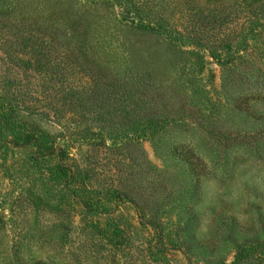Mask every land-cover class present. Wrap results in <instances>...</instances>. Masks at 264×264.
<instances>
[{
  "label": "rangeland",
  "instance_id": "374dc122",
  "mask_svg": "<svg viewBox=\"0 0 264 264\" xmlns=\"http://www.w3.org/2000/svg\"><path fill=\"white\" fill-rule=\"evenodd\" d=\"M0 264H264V0H0Z\"/></svg>",
  "mask_w": 264,
  "mask_h": 264
}]
</instances>
